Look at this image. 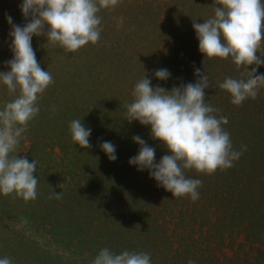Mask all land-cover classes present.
Instances as JSON below:
<instances>
[{"label":"trees","instance_id":"1","mask_svg":"<svg viewBox=\"0 0 264 264\" xmlns=\"http://www.w3.org/2000/svg\"><path fill=\"white\" fill-rule=\"evenodd\" d=\"M0 264H264V0H0Z\"/></svg>","mask_w":264,"mask_h":264},{"label":"rangeland","instance_id":"2","mask_svg":"<svg viewBox=\"0 0 264 264\" xmlns=\"http://www.w3.org/2000/svg\"><path fill=\"white\" fill-rule=\"evenodd\" d=\"M60 37H63V34H61Z\"/></svg>","mask_w":264,"mask_h":264}]
</instances>
